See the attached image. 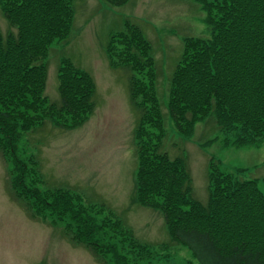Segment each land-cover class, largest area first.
Listing matches in <instances>:
<instances>
[{
	"label": "trees",
	"instance_id": "16d2710c",
	"mask_svg": "<svg viewBox=\"0 0 264 264\" xmlns=\"http://www.w3.org/2000/svg\"><path fill=\"white\" fill-rule=\"evenodd\" d=\"M103 1L121 7L129 0ZM195 1L210 36L183 41L168 81L167 115L182 138H192L196 125L212 117L224 147L256 145L264 140V0ZM0 10L9 25L5 36L0 32V155L13 197L31 220L59 229L100 263H153L142 257L148 247L122 232L119 222L103 221L121 236L113 240L77 195L40 189L35 169L17 149L21 134L45 119L74 130L95 109L92 78L69 60L57 71L59 102L50 104L44 95V61L51 46L70 35L72 0H0ZM105 50L111 67L129 70V99L140 112L134 129L136 203L162 213L170 240L190 251L189 264H264V188L209 161L207 202L194 199L185 159L162 151L164 117L151 45L126 24L109 36Z\"/></svg>",
	"mask_w": 264,
	"mask_h": 264
},
{
	"label": "rangeland",
	"instance_id": "374dc122",
	"mask_svg": "<svg viewBox=\"0 0 264 264\" xmlns=\"http://www.w3.org/2000/svg\"><path fill=\"white\" fill-rule=\"evenodd\" d=\"M72 4L70 35L63 43L52 45L44 61V95L50 104L59 102L57 71L62 60H69L92 78L95 109L88 121L74 130L57 127L47 118L23 132L17 145L19 155L35 169L40 189L77 195L81 205L106 224L104 231L113 240L121 236L110 222L103 221L119 222L122 232L148 247L142 253L144 261L194 263L188 249L170 240L162 213L135 201L138 159L134 129L140 112L129 99V70L111 67L105 46L109 36L124 30L126 24L136 26L151 45L164 117L162 151L171 159H185L194 199L207 202L209 161L218 162L223 173L257 180L258 189L263 190L264 140L248 147H224L225 136L212 117L198 123L192 138L185 139L167 115L168 81L183 41L210 36L205 13L195 0H129L121 7H110L103 0H72ZM8 31L0 10V32L5 36ZM210 139L215 141L206 143ZM12 192L7 165L0 155V264H103L81 244H72L59 229L31 220Z\"/></svg>",
	"mask_w": 264,
	"mask_h": 264
}]
</instances>
